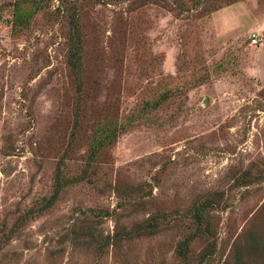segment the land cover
<instances>
[{"label":"rangeland","instance_id":"rangeland-1","mask_svg":"<svg viewBox=\"0 0 264 264\" xmlns=\"http://www.w3.org/2000/svg\"><path fill=\"white\" fill-rule=\"evenodd\" d=\"M17 1L0 264H264V0Z\"/></svg>","mask_w":264,"mask_h":264},{"label":"trees","instance_id":"trees-1","mask_svg":"<svg viewBox=\"0 0 264 264\" xmlns=\"http://www.w3.org/2000/svg\"><path fill=\"white\" fill-rule=\"evenodd\" d=\"M32 2L34 3L35 0H32ZM26 1H17L14 4V15H15V21L12 23L10 22V18H8L6 21L4 22H0V26H3L5 29L9 28L12 24H13V28H18V27H26L28 26V23L30 21V15L32 13V11H29L28 8L26 7ZM30 4L31 1L29 0ZM177 97V93L174 90H167L165 92H163L162 94H160V96L158 97V99L155 102H150L148 105V111H142L141 110V114L140 115H147L148 112L151 111H156L158 108H162L163 105L169 103L170 101H172V99H175ZM56 195V190H54L53 196L52 198ZM207 206H209V204H207V202H204L200 205V207L197 209V211L194 213V217L193 220L195 221V224L198 226L203 225V213L206 212V208ZM200 235V234H199ZM203 236V234H201ZM190 240L183 241V243H181L180 245H183V248H179L177 250V256L179 259H181L182 261H188L189 263V256L188 255V251L187 248V243L189 244ZM211 255V251H204L202 253H200L197 256L196 259V264H204V262L210 257ZM187 264V263H185Z\"/></svg>","mask_w":264,"mask_h":264},{"label":"built area","instance_id":"built-area-1","mask_svg":"<svg viewBox=\"0 0 264 264\" xmlns=\"http://www.w3.org/2000/svg\"><path fill=\"white\" fill-rule=\"evenodd\" d=\"M8 19V17L5 15H3V14H1V12H0V22H4V21H6ZM250 43H251V45H256L257 44V38H256V36L255 35H252L251 36V39H250Z\"/></svg>","mask_w":264,"mask_h":264}]
</instances>
